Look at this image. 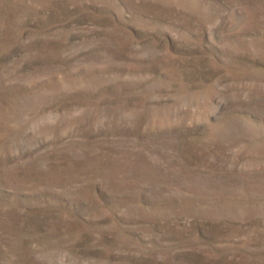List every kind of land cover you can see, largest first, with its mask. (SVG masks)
<instances>
[{
  "label": "rangeland",
  "instance_id": "1",
  "mask_svg": "<svg viewBox=\"0 0 264 264\" xmlns=\"http://www.w3.org/2000/svg\"><path fill=\"white\" fill-rule=\"evenodd\" d=\"M0 264H264V0H0Z\"/></svg>",
  "mask_w": 264,
  "mask_h": 264
}]
</instances>
